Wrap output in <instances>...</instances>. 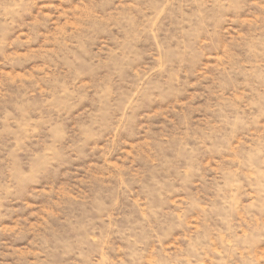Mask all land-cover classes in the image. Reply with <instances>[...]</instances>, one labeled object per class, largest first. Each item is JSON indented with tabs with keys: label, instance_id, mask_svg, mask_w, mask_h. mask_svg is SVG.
Segmentation results:
<instances>
[{
	"label": "rangeland",
	"instance_id": "rangeland-1",
	"mask_svg": "<svg viewBox=\"0 0 264 264\" xmlns=\"http://www.w3.org/2000/svg\"><path fill=\"white\" fill-rule=\"evenodd\" d=\"M0 264H264V0H0Z\"/></svg>",
	"mask_w": 264,
	"mask_h": 264
}]
</instances>
